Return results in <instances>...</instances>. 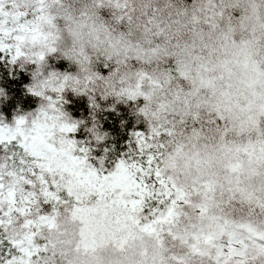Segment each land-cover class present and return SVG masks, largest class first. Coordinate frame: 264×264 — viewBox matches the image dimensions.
Instances as JSON below:
<instances>
[{"label": "clouds", "instance_id": "clouds-1", "mask_svg": "<svg viewBox=\"0 0 264 264\" xmlns=\"http://www.w3.org/2000/svg\"><path fill=\"white\" fill-rule=\"evenodd\" d=\"M0 45L38 98L0 86V264H264V0H0ZM120 103L164 188L75 135Z\"/></svg>", "mask_w": 264, "mask_h": 264}, {"label": "trees", "instance_id": "trees-1", "mask_svg": "<svg viewBox=\"0 0 264 264\" xmlns=\"http://www.w3.org/2000/svg\"><path fill=\"white\" fill-rule=\"evenodd\" d=\"M56 66L64 69L67 65L61 60L56 63ZM29 80L30 77L25 71L11 69L6 60L0 59V86L7 89L10 97L3 105L2 111L8 118L18 103L24 109L36 106L37 98L27 93L23 87ZM71 111L76 115L90 118L92 110L88 102L82 100L79 104L71 105ZM95 115L100 120L102 129L110 133L104 143L111 159H114L124 151L130 133L141 126L137 124L136 118L130 113L129 107L124 104H117L115 109L102 107Z\"/></svg>", "mask_w": 264, "mask_h": 264}, {"label": "rangeland", "instance_id": "rangeland-1", "mask_svg": "<svg viewBox=\"0 0 264 264\" xmlns=\"http://www.w3.org/2000/svg\"><path fill=\"white\" fill-rule=\"evenodd\" d=\"M0 59L6 60L8 62L9 67L11 69H20V70H23L30 77V71L28 69L31 68V67H34V65H26L24 68H21L20 67V62L19 61L13 62L12 59H11V55L8 54V53H6V52H0ZM67 98L71 101V103L67 105V107L70 108V109H71V105H73V104H79L82 100H86L87 101V98L86 97H79V98L73 97V95L71 94V92H68L67 93ZM97 99H98V101L100 102V104L102 106H106L107 104L113 102L112 98H109L108 100H100V98L97 97ZM120 104H122V103H120ZM72 115L75 118H77V119H84L86 125H90L92 123L91 116H90V118H87V117H82V116L76 115L74 113H72ZM11 117H12V115L8 119L10 120ZM137 124L140 125L141 127H137V129L133 130L130 133L129 140L126 143V146H125L124 151L120 155H118L117 157H124V158H126L130 154V149L131 150H137V151L139 150L138 147H137L136 137H135L134 133L143 131L144 125H143L142 122L141 123H137ZM75 135L77 136L78 139L84 140L85 144H88V143H96V147L93 149V151L95 152V154L98 157L101 156V155H107L108 158L111 159V156L109 155V153L107 152V149L105 147L104 141L95 142V141H90L89 139H87V137L90 136V133L87 131V127L86 126H84V125L80 126V128L77 130V132L75 133ZM117 157H115V158H117Z\"/></svg>", "mask_w": 264, "mask_h": 264}, {"label": "snow or ice", "instance_id": "snow-or-ice-1", "mask_svg": "<svg viewBox=\"0 0 264 264\" xmlns=\"http://www.w3.org/2000/svg\"><path fill=\"white\" fill-rule=\"evenodd\" d=\"M6 50L3 48V45H0V52H5ZM8 54L12 55L10 50H7ZM18 54V53H17ZM12 58L15 59V55H12ZM156 135H159V133H155ZM136 137L137 145L139 146V151L144 153L143 156L140 157L142 160V163L137 166L133 164L134 167H137V174L141 176L142 178L147 176L149 178H155L156 181L161 185V188H164L166 185V180L162 177L161 171L159 168V165L156 164L155 167L153 166L154 161L156 160V155L153 153V145L149 143L148 137H144V134L142 132H136L134 133ZM158 147V146H157ZM125 161L121 160L117 167L125 166ZM170 179V178H169ZM141 191H138L137 195L142 196L143 192L147 190V184L140 186ZM143 200H133V204L142 203ZM148 225H145V228H148Z\"/></svg>", "mask_w": 264, "mask_h": 264}]
</instances>
